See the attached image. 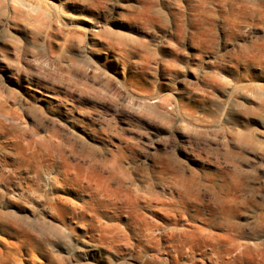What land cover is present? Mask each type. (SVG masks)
I'll return each mask as SVG.
<instances>
[{"label":"rangeland","instance_id":"rangeland-1","mask_svg":"<svg viewBox=\"0 0 264 264\" xmlns=\"http://www.w3.org/2000/svg\"><path fill=\"white\" fill-rule=\"evenodd\" d=\"M0 99V264L264 255V0H0Z\"/></svg>","mask_w":264,"mask_h":264},{"label":"bare ground","instance_id":"bare-ground-1","mask_svg":"<svg viewBox=\"0 0 264 264\" xmlns=\"http://www.w3.org/2000/svg\"><path fill=\"white\" fill-rule=\"evenodd\" d=\"M248 49H246V50H248ZM245 57H246V59L248 58L247 56H245ZM3 100L4 99H2V100L0 99L1 102H4ZM185 219L186 218L182 217V216L180 218L175 216L173 218V221L176 223V225H178L181 222H183ZM178 232L183 234V238H182V235H179L180 244L182 246L183 245L188 246L189 245L188 244V242H189L188 231L180 230ZM207 239L209 241L208 246H210V250H211V256L209 258H210L212 264H251V263H258L257 260L260 259V257L264 256L261 253L259 254V253L252 252L249 249V246H244V245L238 243L237 239L235 237H233L232 234H225L224 235V234H212L211 233L207 236ZM159 241L160 240L158 238H155V237L153 239H152V237L149 238V242L153 246L157 245V243Z\"/></svg>","mask_w":264,"mask_h":264}]
</instances>
